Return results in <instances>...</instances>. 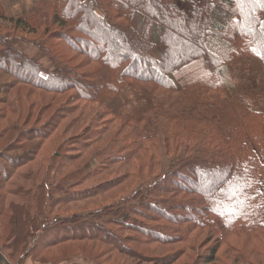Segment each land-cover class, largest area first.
Listing matches in <instances>:
<instances>
[{"label": "trees", "instance_id": "obj_1", "mask_svg": "<svg viewBox=\"0 0 264 264\" xmlns=\"http://www.w3.org/2000/svg\"><path fill=\"white\" fill-rule=\"evenodd\" d=\"M205 2L200 0L199 7ZM215 2L216 10L203 14V34L190 35L188 0H157L152 10L146 0H36L32 11L13 16L6 15L0 0V120L8 110L17 115L0 129V141L8 140L0 149V216L7 215L2 254L13 250L27 259L36 248L96 241L146 259L138 245H181L176 255L204 234L214 247L196 254L193 264H227L225 255L234 264H255L243 245L264 244V110L253 107L264 105V58L251 50L264 55L259 23L264 0ZM53 26L59 29L48 34ZM41 28L37 38L25 35ZM24 45L35 48L41 60ZM68 50L82 57L79 66L66 58ZM249 60L262 75L249 70ZM234 71L244 73V82L231 92L226 85ZM20 87L27 88V95L67 96L60 105L53 97L47 102L36 98L42 105L39 115L56 109L43 124L26 128L29 116L20 119L17 98L10 94ZM78 110L82 115L76 122L89 120L76 134L83 152L98 141L105 145L65 180L77 185L100 177L84 171L96 160L126 170L83 193L65 196L66 190L64 198L50 199L48 191L36 187L10 190L25 175L41 140L47 141L60 121ZM108 129L111 134L103 138ZM26 144L28 151L14 153ZM82 153H68L64 162ZM201 175L214 177L218 186ZM127 178L137 179L131 195L109 209L71 217L49 211L99 195ZM167 209L176 213L166 215ZM131 218L141 223L133 225ZM131 227L133 236L121 235ZM195 230L199 233L193 236ZM258 245L254 242L249 251L255 257L261 254Z\"/></svg>", "mask_w": 264, "mask_h": 264}, {"label": "rangeland", "instance_id": "obj_2", "mask_svg": "<svg viewBox=\"0 0 264 264\" xmlns=\"http://www.w3.org/2000/svg\"><path fill=\"white\" fill-rule=\"evenodd\" d=\"M5 8L8 13L9 11L13 10L12 8L15 7L6 4ZM10 13L11 12H9L8 14ZM9 26L10 25L8 24H3L4 28H7ZM58 29L59 27L53 26L50 30L48 29L47 33H52ZM64 29L65 28H63L62 30ZM1 31H4V29ZM41 31L42 28L38 30V32L25 35L30 38H37L41 35ZM67 35L73 36L71 35V33H67ZM23 48L25 51H28L29 55L34 54L35 57H38V59L41 60V57L38 56V52L35 48L27 45H24ZM66 58H68L72 64L77 66H79V63L82 59V57L75 55V53L71 52L70 50L66 52ZM249 61L253 66H251V69L249 70L255 68V71L262 75V71L259 66L256 65V63H253L251 60ZM87 68L88 66H83L81 67V70H86ZM243 76L244 73L242 71H234L228 73L229 82L226 85L228 90L230 89L231 92L235 91L236 87H239L244 82ZM231 85H234V87H231ZM27 91L28 90L26 87H20L17 90H13L10 92V94H12L11 97L17 98L19 109L18 116H20V119H24L26 115L29 116L28 120L24 124L27 125L26 128L43 124L50 116V114L53 113L56 109L55 107L46 108L44 112L39 115L38 113L42 105L36 102V98H40L44 102H47L53 97L54 102L59 103L60 105V103H62V100L67 96L65 94L53 96L52 94L39 92H33L31 95H27ZM253 105V107H255L256 109L264 110V105L261 104V102H258V104ZM87 111L88 107L85 109L86 114ZM5 113L6 115H4V117H2V119L0 120V129H2V126L7 125V120L10 123V119H13V121L17 119V115L10 113V110L6 111ZM81 115L82 114H80V110L72 113L69 117H67L66 119L64 118V120L60 121V125L58 124L56 131L47 141L41 140L37 150H35L36 152L34 157L27 164L28 167H24L23 170L25 171H22V173H24L25 175H20L17 179L16 184L14 186H11L10 190L13 191V189H19L18 187H24L25 189L29 187H36L38 190L45 189L46 191H48L50 199L52 198V196L53 199L56 196H63L64 198L66 190L67 193L65 196H71L72 191L74 190H80L83 193L87 188L89 189V187H92L95 184L121 175L124 170H126L125 168H121L119 164L109 165L106 167L102 164H98L99 161L96 160L91 161V164L89 163V165L87 166V168H85L84 171L85 173H101L100 177H97L95 180L90 182L88 179H81L77 185H73L74 180H65L66 175L70 171L75 170L77 167L84 165L90 159L91 156L95 155V153H97L105 145L103 141H98L93 144V146L89 149L90 151L83 152L84 148L81 143V139L78 138L76 134L84 128V126L88 123L89 120L87 121L83 119L82 122H76L75 118ZM104 115L106 118L110 117L108 113H105ZM107 125L108 124L106 123V126ZM107 132L108 133L105 134L103 138H106L111 134L110 129H108ZM103 133L104 132H101L98 138L102 136ZM35 143H38V140L35 141ZM7 145L8 140L4 139L0 141V149H4ZM28 148L29 144H26L22 147L21 151L17 150L14 151V153L21 154L22 151H28ZM68 153L76 154V156L81 155V153L84 155L66 164L64 162L65 160H67L65 155H67ZM147 156L145 158H148ZM144 160L145 159H143V161ZM27 171L30 173H27ZM29 174L32 176V178H27ZM201 177L206 180L207 184L211 185L216 183L215 185L218 186V180H215L214 177L210 178L203 175H201ZM134 180L135 179L132 180V178H127L119 182L118 184L112 186L109 190L107 189V191L100 193L99 195L91 196L87 199L72 202L69 204H61L60 206L56 205L54 207H51L49 211H51L52 214H57L62 217H71L74 214L87 212L89 210H91L92 212L96 209H109V207L114 205V202L119 200V198L131 195V190L135 187V184L137 183V179L135 181ZM46 185L48 186V188H45ZM32 195L33 194H31V196ZM175 213L176 211L174 209H167L165 212L166 215H174ZM6 220L7 215L0 216V245L2 243L7 242V230L4 228ZM42 221L43 220H40V222ZM128 221L131 222L133 225L141 223L140 219L135 218L128 219ZM149 223L154 224V222ZM38 228L40 229L41 226L37 225L36 232L39 230ZM132 228L134 227H131L126 231H122L121 235L126 234L133 236L135 233L132 231ZM197 233H199V230H195L193 232V236ZM206 237L207 236H205L204 234L199 236L195 239L194 243H192L189 248L176 255L174 253L177 249H179V246L181 245H162L157 243L138 245V247H140L139 249H141V251H143L145 256L147 257L146 259H141L138 256L131 254L130 252H125L124 250H117L116 248L104 245L96 241H73L61 243L46 248H41L40 250L36 248L31 251L27 259L26 256L22 257L21 253H15L13 250L6 251L5 254H3L5 256L14 254L7 256V260L11 264H26L27 260L29 261L27 264H193L196 254L208 253V248L210 246L214 247L215 242H213L212 238L206 239ZM254 242L256 244H259L256 247L259 248L258 252L261 253L259 255H256V257L249 253L252 247H254ZM254 242H251L247 246L243 245V248H245L244 251L248 253L249 258L255 264H264V244L257 241ZM28 243L31 246V244L33 243V239H29ZM172 254H174L175 257ZM166 256H168L169 258H174L171 261H167L170 263H167L165 260ZM224 258L227 264H234V261L230 256L225 255Z\"/></svg>", "mask_w": 264, "mask_h": 264}, {"label": "snow or ice", "instance_id": "obj_3", "mask_svg": "<svg viewBox=\"0 0 264 264\" xmlns=\"http://www.w3.org/2000/svg\"><path fill=\"white\" fill-rule=\"evenodd\" d=\"M133 3H141L142 0H132ZM149 10H152V6L156 4L157 0H146ZM221 3L224 4H231L235 5L237 3H246V2H253V0H220ZM188 3L192 5V11H191V20L188 21V23L191 26V32L190 35L196 34V35H202L203 34V28L200 26L203 24L204 28L207 27V24L205 23V18L203 14L205 12H211L215 11L217 8V4L215 0H206L204 7H199L200 0H188ZM178 11V10H177ZM153 15H156V13L153 11ZM172 15H176V13H172ZM181 20H185L186 14L179 17ZM262 27H264V21L259 22ZM184 28H180L179 31L182 33L184 32ZM187 42V40L185 41ZM255 55L258 57L264 58V55L260 51H258L256 48L251 49Z\"/></svg>", "mask_w": 264, "mask_h": 264}, {"label": "crops", "instance_id": "obj_4", "mask_svg": "<svg viewBox=\"0 0 264 264\" xmlns=\"http://www.w3.org/2000/svg\"><path fill=\"white\" fill-rule=\"evenodd\" d=\"M36 0H1L2 6L5 10V13L7 16H13V15H17V14H21V13H28L30 11H32L34 9V5H35ZM6 4H8L9 6H14L15 8H12V11L10 14L7 13V10L5 8ZM29 261H26V264Z\"/></svg>", "mask_w": 264, "mask_h": 264}, {"label": "water", "instance_id": "obj_5", "mask_svg": "<svg viewBox=\"0 0 264 264\" xmlns=\"http://www.w3.org/2000/svg\"><path fill=\"white\" fill-rule=\"evenodd\" d=\"M0 264H10L2 253H0Z\"/></svg>", "mask_w": 264, "mask_h": 264}, {"label": "built area", "instance_id": "obj_6", "mask_svg": "<svg viewBox=\"0 0 264 264\" xmlns=\"http://www.w3.org/2000/svg\"><path fill=\"white\" fill-rule=\"evenodd\" d=\"M67 264H74V263H67Z\"/></svg>", "mask_w": 264, "mask_h": 264}, {"label": "bare ground", "instance_id": "obj_7", "mask_svg": "<svg viewBox=\"0 0 264 264\" xmlns=\"http://www.w3.org/2000/svg\"><path fill=\"white\" fill-rule=\"evenodd\" d=\"M246 86V85H245Z\"/></svg>", "mask_w": 264, "mask_h": 264}]
</instances>
